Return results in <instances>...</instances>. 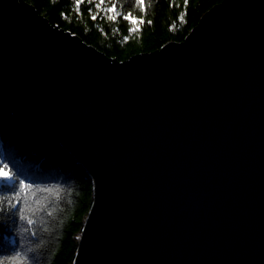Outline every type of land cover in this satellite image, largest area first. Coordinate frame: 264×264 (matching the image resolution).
I'll return each instance as SVG.
<instances>
[{"label": "water", "instance_id": "obj_1", "mask_svg": "<svg viewBox=\"0 0 264 264\" xmlns=\"http://www.w3.org/2000/svg\"><path fill=\"white\" fill-rule=\"evenodd\" d=\"M0 95L95 180L75 264H264V0L125 61L0 0Z\"/></svg>", "mask_w": 264, "mask_h": 264}, {"label": "trees", "instance_id": "obj_2", "mask_svg": "<svg viewBox=\"0 0 264 264\" xmlns=\"http://www.w3.org/2000/svg\"><path fill=\"white\" fill-rule=\"evenodd\" d=\"M25 1L51 23L125 61L182 42L224 0ZM3 163L11 179L0 178V261L75 264L95 203V180L59 140L16 116L0 95Z\"/></svg>", "mask_w": 264, "mask_h": 264}, {"label": "snow or ice", "instance_id": "obj_3", "mask_svg": "<svg viewBox=\"0 0 264 264\" xmlns=\"http://www.w3.org/2000/svg\"><path fill=\"white\" fill-rule=\"evenodd\" d=\"M102 2H103V0H102ZM114 9H115V5H113L112 8L109 9V11H112ZM124 18L125 19H131V15L129 14L128 16H126ZM93 19H95V16L93 17ZM141 22H143V21L141 20ZM148 23L150 24L151 21H148ZM7 168H9L8 163H3V166H0V178H3V179H10L11 178L10 174L5 172V169H7ZM20 184H23V181H20ZM0 264H3V261H0ZM9 264H11V262H9ZM20 264H24V262L21 260Z\"/></svg>", "mask_w": 264, "mask_h": 264}, {"label": "rangeland", "instance_id": "obj_4", "mask_svg": "<svg viewBox=\"0 0 264 264\" xmlns=\"http://www.w3.org/2000/svg\"><path fill=\"white\" fill-rule=\"evenodd\" d=\"M11 179V178H10ZM10 179H6L7 181H10Z\"/></svg>", "mask_w": 264, "mask_h": 264}]
</instances>
